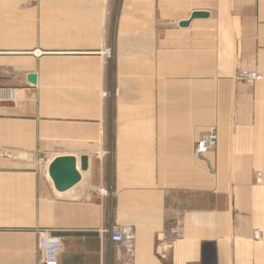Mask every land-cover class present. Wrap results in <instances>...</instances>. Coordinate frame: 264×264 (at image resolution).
Returning <instances> with one entry per match:
<instances>
[{
    "label": "crops",
    "instance_id": "crops-1",
    "mask_svg": "<svg viewBox=\"0 0 264 264\" xmlns=\"http://www.w3.org/2000/svg\"><path fill=\"white\" fill-rule=\"evenodd\" d=\"M60 154L88 157L65 193ZM41 229L59 264H264V0H0V264H39Z\"/></svg>",
    "mask_w": 264,
    "mask_h": 264
},
{
    "label": "built area",
    "instance_id": "built-area-1",
    "mask_svg": "<svg viewBox=\"0 0 264 264\" xmlns=\"http://www.w3.org/2000/svg\"><path fill=\"white\" fill-rule=\"evenodd\" d=\"M107 54H109L107 52ZM259 74L255 71L240 69L236 73L237 81H256ZM217 134L213 127L205 131L196 141L194 154L197 157L205 156L216 146ZM42 159H40L41 161ZM103 233L108 234L109 240L119 249L120 252L132 257L135 241V232L132 227L127 225L112 224L102 228ZM183 225L176 222L168 228V233L172 238L182 235ZM37 247L42 253L39 264H59V255L63 248L62 237L52 229H41L37 232Z\"/></svg>",
    "mask_w": 264,
    "mask_h": 264
},
{
    "label": "water",
    "instance_id": "water-1",
    "mask_svg": "<svg viewBox=\"0 0 264 264\" xmlns=\"http://www.w3.org/2000/svg\"><path fill=\"white\" fill-rule=\"evenodd\" d=\"M208 12L202 10L192 11L187 19L178 22L180 27H185L194 18L207 17ZM28 80L35 83L34 74L28 75ZM88 157L74 154H60L53 156L46 165V175L55 192L65 193L75 187L82 180V171L87 169Z\"/></svg>",
    "mask_w": 264,
    "mask_h": 264
},
{
    "label": "bare ground",
    "instance_id": "bare-ground-1",
    "mask_svg": "<svg viewBox=\"0 0 264 264\" xmlns=\"http://www.w3.org/2000/svg\"><path fill=\"white\" fill-rule=\"evenodd\" d=\"M46 172V171H45Z\"/></svg>",
    "mask_w": 264,
    "mask_h": 264
}]
</instances>
